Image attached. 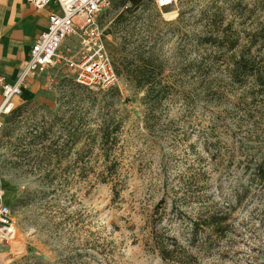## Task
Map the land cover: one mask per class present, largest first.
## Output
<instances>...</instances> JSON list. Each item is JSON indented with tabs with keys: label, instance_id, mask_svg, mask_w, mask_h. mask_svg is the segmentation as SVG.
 Instances as JSON below:
<instances>
[{
	"label": "rangeland",
	"instance_id": "1",
	"mask_svg": "<svg viewBox=\"0 0 264 264\" xmlns=\"http://www.w3.org/2000/svg\"><path fill=\"white\" fill-rule=\"evenodd\" d=\"M124 10L112 0L100 17L117 85L81 86L57 63L3 120L0 178L16 229L6 264H264V184L235 197L264 156V92L233 82L219 44L228 25L240 46L257 35L264 72V0L163 11L147 0L117 19ZM137 52L163 67L167 96L154 106L125 72ZM173 239L182 249L164 260L156 242L173 251Z\"/></svg>",
	"mask_w": 264,
	"mask_h": 264
},
{
	"label": "built area",
	"instance_id": "2",
	"mask_svg": "<svg viewBox=\"0 0 264 264\" xmlns=\"http://www.w3.org/2000/svg\"><path fill=\"white\" fill-rule=\"evenodd\" d=\"M112 0H28L37 9L50 3L58 7L49 15L47 30L33 44L30 58L17 80L7 82L0 77L3 100L0 104V127L3 117L15 110L16 100L23 94L28 80L41 76L57 63H64L73 73L76 82L88 88L108 89L117 85L119 77L113 66L105 42V29L100 17ZM160 11L171 9L177 0H154ZM73 44L64 48L66 41ZM0 190V246L16 237L12 208L4 202Z\"/></svg>",
	"mask_w": 264,
	"mask_h": 264
},
{
	"label": "trees",
	"instance_id": "3",
	"mask_svg": "<svg viewBox=\"0 0 264 264\" xmlns=\"http://www.w3.org/2000/svg\"><path fill=\"white\" fill-rule=\"evenodd\" d=\"M120 2V6H122L125 10L122 11L117 19L121 18L127 11H131L133 8H139L143 5V3L147 0H118ZM231 29L230 25L226 28L225 33L220 38L221 42L220 47L227 53L230 54L232 61V68H230V76L235 84L240 86L246 85L250 79H253V84L255 87H258V93L264 92V72L258 67V63L256 59L252 56V49L253 46L256 44L255 42L259 39L257 35L253 34L250 37L249 44L240 46L241 43V34L240 32L234 31V33L228 32ZM264 28L260 29L259 36H263ZM213 38H207L205 43H212ZM239 50V53L236 54L235 51ZM143 54L141 52H137L134 56L128 60L126 58L127 64L125 65V72L131 77L136 84V87L145 90L146 96L145 98L148 100L151 106L156 105L157 103L161 102L167 94L165 93V89L161 84L159 78L163 74V67L158 64L155 65V60L152 56H148L143 58ZM113 62V61H112ZM114 66V65H113ZM115 71L120 74L116 67ZM157 79V81H156ZM114 86L110 87L113 88ZM108 88V89H110ZM16 110H14L9 116L6 118L13 116ZM114 132H109L105 128L103 137L108 139ZM251 171H253L252 181L250 186H240L235 191V197L240 203L251 191V185L258 183L264 184V156L262 157L261 161L253 166L250 167ZM212 225L215 227L217 233H223L225 230L224 221L225 218L219 220H212ZM207 225V224H206ZM198 228L197 223H194V232L195 229ZM175 245L174 250L171 251L167 249L165 243L162 240L156 242L155 247L159 250L162 258L164 260H169L171 257L177 256L175 252H180L182 248H180L177 244V240L173 239ZM184 251L182 250L181 253ZM175 258V257H174ZM183 264H186L184 262Z\"/></svg>",
	"mask_w": 264,
	"mask_h": 264
},
{
	"label": "crops",
	"instance_id": "4",
	"mask_svg": "<svg viewBox=\"0 0 264 264\" xmlns=\"http://www.w3.org/2000/svg\"><path fill=\"white\" fill-rule=\"evenodd\" d=\"M57 11L58 7L53 3L37 9L28 0H0V77L10 83L17 80L30 58L33 44L40 34L47 30L49 15ZM72 44L73 41L68 40L64 48ZM33 79L35 78L28 80L26 88ZM2 100L0 89V104ZM16 103L18 104V100ZM6 117H3V120ZM0 190L4 191V202L8 204L9 194L4 190L1 178ZM10 254L9 244L0 246V264H6V258Z\"/></svg>",
	"mask_w": 264,
	"mask_h": 264
},
{
	"label": "bare ground",
	"instance_id": "5",
	"mask_svg": "<svg viewBox=\"0 0 264 264\" xmlns=\"http://www.w3.org/2000/svg\"><path fill=\"white\" fill-rule=\"evenodd\" d=\"M176 15H177L176 12H171V13L167 14L166 17L168 19H174L176 17Z\"/></svg>",
	"mask_w": 264,
	"mask_h": 264
}]
</instances>
